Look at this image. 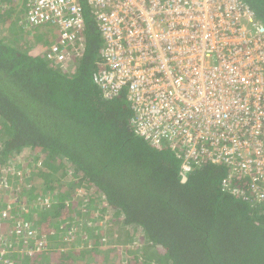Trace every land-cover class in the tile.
I'll list each match as a JSON object with an SVG mask.
<instances>
[{"label": "trees", "instance_id": "1", "mask_svg": "<svg viewBox=\"0 0 264 264\" xmlns=\"http://www.w3.org/2000/svg\"><path fill=\"white\" fill-rule=\"evenodd\" d=\"M16 1L0 0V161L20 158L28 150L43 153L48 179L43 188L34 187L35 196L53 200L46 206L36 200L37 224L20 214L22 224L29 221L35 231H26L21 242L30 237L34 244L48 236L53 239L48 253L56 264H81L73 252L55 247L63 227L71 229V222L66 225L67 203L54 201L59 186L68 181L83 193L82 200L71 194L92 216L83 224L89 235L86 252L94 257L84 264L99 258L101 264H137L129 258L136 252L145 253L146 264L155 257L152 264H264V198L240 177H233L232 186H241L247 195L223 188L229 170L225 164L205 162L186 170L173 146L159 151L135 133L125 96L105 99L94 82L102 35L89 11L84 51L69 69H61L48 58L51 39L40 33L45 28L36 27L31 39L21 21L25 8L9 17ZM246 1L264 23V0ZM3 168L0 163V173ZM93 203L112 209V224L95 219L89 209ZM5 221H0V234L19 238L8 230L16 228L15 221ZM44 249L37 253L44 254ZM14 255L30 264L32 254Z\"/></svg>", "mask_w": 264, "mask_h": 264}, {"label": "built area", "instance_id": "2", "mask_svg": "<svg viewBox=\"0 0 264 264\" xmlns=\"http://www.w3.org/2000/svg\"><path fill=\"white\" fill-rule=\"evenodd\" d=\"M23 4L27 27L53 29L48 58L61 69L84 51L88 10L103 39L94 82L105 99L125 96L135 133L159 151L173 146L186 170L225 164L223 188L247 195L232 186L233 177H240L264 198V23L248 1ZM2 204L0 218L8 220L11 207ZM12 220L11 232H35L20 214ZM13 241L0 234V264H22Z\"/></svg>", "mask_w": 264, "mask_h": 264}, {"label": "rangeland", "instance_id": "3", "mask_svg": "<svg viewBox=\"0 0 264 264\" xmlns=\"http://www.w3.org/2000/svg\"><path fill=\"white\" fill-rule=\"evenodd\" d=\"M22 4H23L22 0L16 1V4H15L14 8L12 9V10H14V12L12 11L13 12L12 15H11V13L9 15L10 18H13V15H15V13L17 11H19V13H20V10L22 8H24ZM22 13L23 12H21V15H22ZM23 16H24V14L22 15V17ZM27 28H28L29 32L31 31V33H29L28 37L32 39V36L37 32V28L35 27V28L31 29L29 26ZM38 31H39V29H38ZM40 33L44 34V35L47 34L50 39L55 38L54 31L51 28H45L44 31L40 30ZM33 41L34 40H32L31 42H33ZM101 41H102L101 43L103 45V40L101 39ZM42 154L40 152L37 153L35 150H33L32 152L30 150H28V151L21 153L20 154L21 156H19L20 158L11 157L8 160L4 159V160L0 161V163L2 165H4V168L2 170L3 172L0 173V203L1 204L3 203L2 205L5 206L4 209H6V206L11 207L10 208L11 211L8 212V217H7L8 220H6V221L9 222L13 219L14 216H17V215L24 212L25 214L28 215V217H30V216L32 217V221H33L32 224H34V223L37 224V222H39V220L36 218L37 217L36 213L38 210H37V208L34 207L35 205H37L36 203L38 202L36 200L37 199H39V201L42 200L43 205L49 204V203L53 204L52 203L53 200L48 195H46L44 197L40 196V194L38 196H35V195H37V193L34 191V189H35L34 187L43 188V182L45 181V179H48V177H47V175H45V173H47V170L49 168H48V165H46V163H44V160L41 157ZM30 172H31V174H30ZM48 172H49V170H48ZM61 172H62V170H59L58 175L61 176ZM72 175H75V174L73 173V174H70L69 176H72ZM69 176H67V177H69ZM64 177H66V176H64ZM54 178H60V177H54ZM67 182L68 181H65L64 186L63 185L59 186V187H61V186L62 187L60 188L59 191L57 190L58 194H57V197L54 198V201L55 200H61V201H65V203H67V206L69 208L66 211L67 215L65 218L68 217L69 219L67 220L66 225L68 222H71V229L69 228V226H68V228L63 227L64 231L62 232L61 236L59 237L60 239H58L56 242V243H59V246H57L58 244H55V247H58L60 250H66L67 252L69 250L68 254H70V255L73 252L74 257L77 258L78 261H80L79 263L84 264L87 261L90 262L91 258L94 257L92 255V252H89V251L86 252V250L88 248H90V246L88 244L84 243V239L86 237H89L88 233L86 232L87 227H85L84 224L87 223L88 221H90V218L92 216L87 213L88 206L86 204H81L80 201H76L75 200L76 198L74 196H72V194L75 193L74 195H78L79 199L82 200L84 198L83 193L81 194V192L76 191L73 187L70 188L69 184ZM51 190L55 191V189H51ZM65 190H66V192H65ZM43 192H46V190L44 189ZM34 197H36V198H34ZM60 197H62V198H60ZM103 206H105V203L103 204ZM93 207H95V209H93ZM102 208L103 207L99 203H93L91 208H89V209L94 210L91 212L94 213L93 215L95 216L96 220L100 219L99 220L100 224L101 223H103L105 225H107L108 223L112 224L110 222H111V220L113 221V219L115 217L114 214L111 213L112 209L111 208L102 209ZM100 209H101V211H100ZM79 212L82 213L81 217L79 216V215H81V214H79ZM3 217L0 218V221L2 219H4ZM21 218H25V217L21 215ZM75 219H78V220H76V222H74ZM26 223H30V222L28 221ZM29 226H31V225L29 224ZM69 229H70V231H72L71 232V233H73L72 235L70 234ZM52 231L54 232L55 229H52ZM67 235H69V236H67ZM23 237L24 236L21 235V236H19V238L15 239L13 241L14 246L16 247V251H21V252H25V253L27 252L29 254H32L31 261L29 260L30 264H32V263H34V264H56L57 263L56 261H54L49 256L50 253H48V250H52L51 246H53V245L50 244V241H52L53 239H51L48 236H45L33 244V243H29L30 237H28L27 240H25L22 243L21 241L24 240ZM68 240L73 242V244H69V245L66 244L65 241H68ZM26 243H28V244L24 245ZM41 243H44V246L42 248H45L44 250L46 252L44 254L39 255V253H37L39 251V249L34 248V247L38 244H41ZM78 247L80 249H82V251H79V252L75 251V249H77ZM83 257L86 259L84 260ZM129 258L136 261L137 264H138V262H139V264H142V262H143V264H146V263H144V261L146 259V255L144 252H136L133 254L131 253L129 255ZM153 259L154 260L150 261L151 264L157 262L156 257ZM21 260H24V259H21ZM101 262H102L101 258L94 261L95 264H101ZM156 264H158V263H156Z\"/></svg>", "mask_w": 264, "mask_h": 264}, {"label": "clouds", "instance_id": "4", "mask_svg": "<svg viewBox=\"0 0 264 264\" xmlns=\"http://www.w3.org/2000/svg\"><path fill=\"white\" fill-rule=\"evenodd\" d=\"M22 3H23V0H22ZM23 6H24V4H23ZM23 18V17H22ZM22 20V19H21ZM23 22V21H22ZM49 45V44H48Z\"/></svg>", "mask_w": 264, "mask_h": 264}, {"label": "crops", "instance_id": "5", "mask_svg": "<svg viewBox=\"0 0 264 264\" xmlns=\"http://www.w3.org/2000/svg\"><path fill=\"white\" fill-rule=\"evenodd\" d=\"M53 39H51V41H52Z\"/></svg>", "mask_w": 264, "mask_h": 264}]
</instances>
